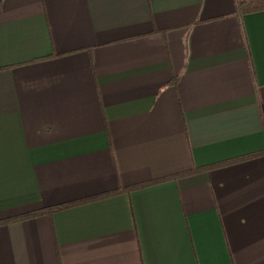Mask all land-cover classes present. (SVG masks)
<instances>
[{"label":"crops","instance_id":"1","mask_svg":"<svg viewBox=\"0 0 264 264\" xmlns=\"http://www.w3.org/2000/svg\"><path fill=\"white\" fill-rule=\"evenodd\" d=\"M236 1L0 0V264H264V9Z\"/></svg>","mask_w":264,"mask_h":264},{"label":"trees","instance_id":"2","mask_svg":"<svg viewBox=\"0 0 264 264\" xmlns=\"http://www.w3.org/2000/svg\"><path fill=\"white\" fill-rule=\"evenodd\" d=\"M236 5H237V11L240 14H244V13H248V12H253V11L264 9V0H237L236 1ZM173 82L175 83V79H173ZM200 170H202V169H200ZM200 170L192 169L191 171L183 173L182 175H177V177L186 176L188 174H192V173L198 172ZM170 178H176V177L172 176ZM170 178H168V179H170ZM164 180H166V179H164ZM158 181L159 180H156V181H153V182H158ZM161 181H163V180H161ZM143 185L144 184L131 187L129 190H132L134 188H138V187L143 186ZM102 196H104V195H102ZM102 196H100V195L99 196H95V197H92L90 199H85V201L92 200V199H99ZM85 201H83V202H85ZM80 203H82V201H78L76 203H67V204H63V205H57V206H52V207L41 208V209H38V210H35V211H32V212L25 213V214H23V215H21L19 217L6 219V220L1 221V222L2 223H8V222L17 221V220H20V219L33 218V217H36V216H42V215H48L49 216L53 212H56L58 210H62V209H65V208H69V207L78 205Z\"/></svg>","mask_w":264,"mask_h":264}]
</instances>
